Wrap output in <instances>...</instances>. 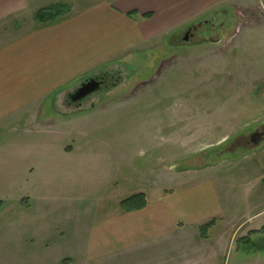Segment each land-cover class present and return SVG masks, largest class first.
Returning <instances> with one entry per match:
<instances>
[{"label":"rangeland","instance_id":"374dc122","mask_svg":"<svg viewBox=\"0 0 264 264\" xmlns=\"http://www.w3.org/2000/svg\"><path fill=\"white\" fill-rule=\"evenodd\" d=\"M28 1L32 13L16 20L26 29L38 26L33 15L44 7L65 4L67 17L122 0ZM257 1L227 17L207 15L176 33L145 37L127 60L65 84L63 103L83 81L106 73L107 91L90 94L82 107L87 111L67 117L64 109L65 117L57 118L49 95L46 107L0 116V264L146 263L135 246L104 258L103 242L92 241L123 213L121 202L136 194L148 202L171 187L181 193L217 182L213 189L227 212L245 213L248 199L251 213L264 210L263 193L254 198L246 187L232 188L238 175L231 163L258 149L246 139L238 147L232 138L241 126L251 132L262 114L241 112L262 101L255 86L264 79V18L254 27L264 17V0ZM198 25L191 40L181 39L184 29ZM257 225L260 232L229 244L223 264H264V228ZM231 230L226 225L216 232L227 238ZM108 244L113 249L117 243Z\"/></svg>","mask_w":264,"mask_h":264},{"label":"crops","instance_id":"0c3cea01","mask_svg":"<svg viewBox=\"0 0 264 264\" xmlns=\"http://www.w3.org/2000/svg\"><path fill=\"white\" fill-rule=\"evenodd\" d=\"M246 3L249 7L261 4L256 0H122L116 5L85 6L78 14L71 13L58 22L26 29L16 20L32 13L29 1L0 0V116L31 112L36 106L46 107L44 99L49 95H54L51 108L54 113H60L57 118H64L65 110L67 117L87 111L65 107V91L61 90L65 84L105 65L127 60L128 52L141 45L145 37L176 33L207 15L227 17L231 10ZM146 14L150 18H143ZM263 18L257 19L255 30L262 27ZM7 22L12 24L3 27ZM217 29L223 33V24ZM256 82L261 107L250 106L241 112L262 114L251 123V132H247V126H241L232 138H237L239 147L244 139L250 143L254 132L260 130L258 133L263 135L257 145L250 143L249 148L258 147L256 151L231 161L238 175L232 188L246 187L248 196L254 198L264 194V79ZM225 141L223 137L219 144ZM235 152L232 154L236 155ZM208 184L199 182L181 193H174L175 188L171 187V192L148 201L145 208L123 212L108 230L104 228L92 241L103 242L104 258L111 251H127L135 246L141 251L144 264H223L227 247L233 240L260 232L257 224L264 228V218L260 219L264 210L251 213L253 204L248 199L242 207L245 213L232 210L229 213L213 189L220 183L210 182L213 199L209 197ZM234 216L239 219L237 222L233 221ZM207 223H211L208 229L213 230L212 234L201 233V227ZM226 225L232 229L227 238L216 232ZM89 240L87 250L91 258V233ZM110 241L117 243L112 245L113 249L109 248Z\"/></svg>","mask_w":264,"mask_h":264},{"label":"trees","instance_id":"16d2710c","mask_svg":"<svg viewBox=\"0 0 264 264\" xmlns=\"http://www.w3.org/2000/svg\"><path fill=\"white\" fill-rule=\"evenodd\" d=\"M70 11V8L65 4H55L48 7L39 9L33 15L34 20L38 25L43 26L47 24H52L62 20L66 17L67 13ZM150 14H146L143 18H150ZM147 205V200L144 194H136L130 198L121 202V210L123 212H132L138 211L145 208ZM3 207V202L0 200V210ZM211 226V223H207L201 227V233L205 234L208 228Z\"/></svg>","mask_w":264,"mask_h":264},{"label":"flooded vegetation","instance_id":"af4514ba","mask_svg":"<svg viewBox=\"0 0 264 264\" xmlns=\"http://www.w3.org/2000/svg\"><path fill=\"white\" fill-rule=\"evenodd\" d=\"M199 27H200L199 25L198 26L187 27L182 32L181 39L183 41L191 40L194 37V34H195V32L197 31V29ZM105 74L106 73H102V74H99L97 76L91 77V78L83 81L72 93L67 94L66 97H65V100H64L65 107L78 109V111H80L82 109V107L84 105L83 103L87 102V99H88L89 96H86L85 98H83L81 100H76L77 92H78V90L80 89V87L83 84H85V83H87V82H89L91 80H95L99 84V87H98V89H97V91L95 93H97V92H99V93L105 92L106 93L108 85L106 84V81H105ZM256 132H260V130H258ZM261 132H262V130H261Z\"/></svg>","mask_w":264,"mask_h":264},{"label":"water","instance_id":"95a60500","mask_svg":"<svg viewBox=\"0 0 264 264\" xmlns=\"http://www.w3.org/2000/svg\"><path fill=\"white\" fill-rule=\"evenodd\" d=\"M98 87H99V84L95 80H91L83 84L77 92L76 100H81L85 98L86 96H89L90 94L96 92ZM262 135L263 133H258V132L253 133L250 137V143L252 145H257Z\"/></svg>","mask_w":264,"mask_h":264}]
</instances>
